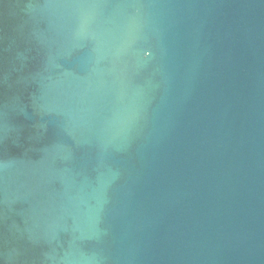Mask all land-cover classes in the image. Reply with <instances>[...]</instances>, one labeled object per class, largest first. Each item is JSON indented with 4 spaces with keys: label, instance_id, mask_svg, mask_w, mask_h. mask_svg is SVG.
I'll list each match as a JSON object with an SVG mask.
<instances>
[{
    "label": "water",
    "instance_id": "95a60500",
    "mask_svg": "<svg viewBox=\"0 0 264 264\" xmlns=\"http://www.w3.org/2000/svg\"><path fill=\"white\" fill-rule=\"evenodd\" d=\"M0 264H264V0H0Z\"/></svg>",
    "mask_w": 264,
    "mask_h": 264
}]
</instances>
